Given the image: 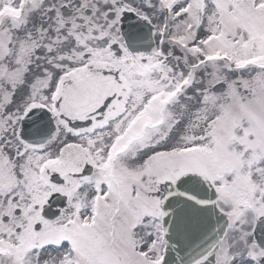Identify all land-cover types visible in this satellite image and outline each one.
<instances>
[{
  "label": "snow or ice",
  "instance_id": "snow-or-ice-1",
  "mask_svg": "<svg viewBox=\"0 0 264 264\" xmlns=\"http://www.w3.org/2000/svg\"><path fill=\"white\" fill-rule=\"evenodd\" d=\"M0 264H264V0H0Z\"/></svg>",
  "mask_w": 264,
  "mask_h": 264
}]
</instances>
